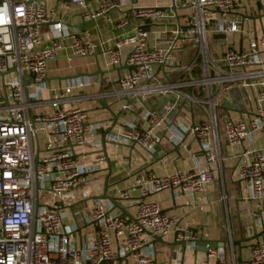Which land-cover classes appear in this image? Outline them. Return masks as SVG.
<instances>
[{
	"label": "built area",
	"instance_id": "obj_1",
	"mask_svg": "<svg viewBox=\"0 0 264 264\" xmlns=\"http://www.w3.org/2000/svg\"><path fill=\"white\" fill-rule=\"evenodd\" d=\"M45 1L0 0V264H158L154 242L167 236L172 237V245H180V251L196 252L198 230L167 215L146 197L162 190L169 191L172 198L193 196L215 180L219 161L215 108L220 90L236 86L251 100L245 119H224L226 143L241 145L256 133L264 137V62L260 57L264 33L252 34L247 48L227 47L212 59L205 49L206 28L241 32L239 24L248 21L246 16L231 17L236 0H170L164 7L130 2L117 26L127 24L129 14L139 21L132 32L94 44L82 33L70 36L61 18H51ZM68 2L84 7L85 19L104 16L118 7L114 0H97L91 9L84 0ZM177 6L186 11L184 25L177 21ZM42 25H47L43 32ZM151 25L165 26V49L149 48L145 27ZM69 36L72 55H91L97 45L107 66L122 67L116 79V92L125 98L120 110L133 113L139 108V124L126 122L118 130H108L93 146L101 147L104 142L137 145L151 154L159 142L156 130L166 123L167 114L180 99L199 105L206 116L205 121L188 127L199 149L192 156L193 166L163 174L135 170L129 186L138 195L130 198L123 211L100 196L88 198L89 211L63 206L62 198L84 176L98 171L106 159L102 152L90 156L74 149L87 143L85 133L90 129L85 111L74 103L78 98L74 88L84 87L89 77H70L57 86H51L47 78V62L64 48L62 39ZM179 41H190L195 56L184 65L175 60L167 65L166 59ZM170 70L175 78L158 79ZM212 85L218 89L213 91ZM154 93H171L172 105L162 112L145 107V96ZM166 129L171 144L182 145L184 134L178 126L169 123ZM236 170L245 184L246 197L264 198V147L242 148ZM40 191L49 194L50 202H40ZM113 198L118 205L129 199L123 190ZM88 199H83L84 205ZM127 208L133 211L127 212ZM65 218L70 222L65 223ZM86 226L91 231L82 234ZM180 251H171L170 264H179ZM202 253L199 264H264L263 241L253 243L247 257L238 260L231 247L228 253L226 247L214 243L205 244Z\"/></svg>",
	"mask_w": 264,
	"mask_h": 264
},
{
	"label": "crops",
	"instance_id": "obj_2",
	"mask_svg": "<svg viewBox=\"0 0 264 264\" xmlns=\"http://www.w3.org/2000/svg\"><path fill=\"white\" fill-rule=\"evenodd\" d=\"M118 7L111 9L94 19L83 18L84 7L70 4L68 0H46L45 7L52 19L61 18L70 36L84 34L94 44L100 39L113 40L132 32L137 22L127 14L128 23L117 26L129 9V3L134 5H157L166 6L170 0H114ZM185 2L186 0H176ZM86 7L91 9L97 0H84ZM264 0H236V7L231 12V17L238 20L246 16L248 21H242L239 26L241 32L220 33L212 26H208L204 33L205 49L209 58H218L227 47L247 48L249 38L252 34L264 33ZM177 21L184 25L186 12L184 9L176 8ZM180 17H185L184 21ZM47 25L40 27L43 32ZM167 35V34H166ZM70 36L62 39L64 48L58 51L57 56L47 62L49 69L47 78L51 86L64 85L69 79L63 77H75L83 73H94L102 70V74L88 76V83L84 87L74 88V94L78 98L75 105L85 111V119L90 129L85 133L87 143L83 146H76L75 151H86L92 156L97 152L105 154L106 159L101 163L98 171L84 176L85 180L96 181L98 191L95 196L106 195L115 197L117 191L123 190L128 194L129 199L119 202L121 207H126L130 198L136 197L138 192L130 188V175L139 168L154 171L158 174L170 173L175 169H189L193 166V155L199 154V149L193 135L188 132L192 123L205 121L206 116L201 107L195 103L180 99L173 104V108L167 114V121L156 130L159 142L155 145L151 154H148L137 145L112 144L104 142L101 147L93 146L101 142L106 131L118 130L126 122L140 123L137 114L138 107L133 113H124V116L117 115L125 98L117 94L116 79L122 73L121 66L109 67L106 65V56L96 45L93 53L86 56H75L71 54L68 47ZM155 40L153 42L155 43ZM46 44V42H44ZM183 48L186 53L182 55ZM195 56V47L190 41L177 42V48L172 52V62L175 60L179 65L188 63ZM69 57V59H67ZM264 62V50L260 53ZM65 59L67 65L63 68L51 67L50 62ZM75 59L74 61H72ZM81 80L83 76H78ZM184 76L180 77L183 78ZM175 78V73L170 70L167 75L160 74L159 80ZM51 83H54L53 85ZM213 91L218 87L212 85ZM236 86H228L219 91L217 106L215 108L216 137L219 161L215 171V180L208 184L203 192L189 195L171 197L169 191L162 190L150 194L146 200L155 201L161 210L167 215L174 216L181 223L193 227L200 233L196 252L184 249L180 251V245H172V237L167 236L154 242L156 249V260L158 264H170L169 256L171 251H180L179 264H199L203 258L205 244L214 243L226 247L228 253L230 247L235 259L246 258L249 247L255 242H264V198L251 199L246 197L245 184L238 178L236 170L237 154L244 147L259 149L264 147V137L256 133L250 140L243 141L241 145H229L226 143L222 124L225 118L245 119L248 116L251 100L244 92L237 95ZM184 91H189L183 88ZM241 90V89H240ZM100 96H97L98 94ZM234 99H242V106L235 104ZM251 99V98H250ZM144 105L147 108L162 112L166 107L171 106L173 95L148 94L145 96ZM132 117L126 120L124 117ZM173 123L183 132L182 145H173L169 141L167 125ZM200 159H202L200 157ZM94 197V196H92ZM63 202V200H62ZM127 208V212H132ZM126 212V211H125ZM91 226H86L81 233L91 231ZM211 264V262H210Z\"/></svg>",
	"mask_w": 264,
	"mask_h": 264
},
{
	"label": "rangeland",
	"instance_id": "obj_3",
	"mask_svg": "<svg viewBox=\"0 0 264 264\" xmlns=\"http://www.w3.org/2000/svg\"><path fill=\"white\" fill-rule=\"evenodd\" d=\"M181 20L184 21L185 17H180ZM146 30V35H147V40H148V46L149 48H156V49H165L167 47V40H166V33H164L165 26L163 25H151L145 27ZM155 40V43L153 45L152 40ZM172 52L166 59V64L171 65L172 63ZM186 53V48H183L182 50V55ZM73 59L72 61H74ZM49 65L51 67L56 66L58 68H63L67 65V62L65 59H59L56 60L55 62H50ZM50 74V72H48ZM52 85L54 83H51ZM240 91L243 92L242 90L237 89V95L240 94ZM235 104L238 106H242V99H234ZM98 191V184L96 181L88 180L81 182L77 187H75L69 195L65 196L62 198L63 200V206H68L72 205L73 210H82V209H87V211L90 210L91 207V200L88 199L89 197L95 196V193ZM38 198L40 202H50L49 194L45 191H40ZM83 199H88L87 200V205H84ZM60 200V199H59ZM65 223L70 222L68 218L64 219Z\"/></svg>",
	"mask_w": 264,
	"mask_h": 264
},
{
	"label": "water",
	"instance_id": "obj_4",
	"mask_svg": "<svg viewBox=\"0 0 264 264\" xmlns=\"http://www.w3.org/2000/svg\"><path fill=\"white\" fill-rule=\"evenodd\" d=\"M262 14H264V9H263V12H262ZM102 70H97V71H95L94 73H83V74H79V75H76L75 77H78V76H93V75H96V74H98V75H100V74H102ZM64 79H67V78H70L69 76L68 77H63ZM138 111L139 110H137L136 112L138 113ZM124 111L123 110H119L118 111V113H117V115L119 114V115H121V116H124ZM126 120H131V116L130 117H124ZM101 198H108V199H110L111 201H113V203L115 204V206L116 207H118V208H120L122 211H123V209H122V207H120L115 201H114V198L113 197H108V196H106V195H101L100 196ZM156 240L158 241V240H160V238H156ZM171 246H172V244H171Z\"/></svg>",
	"mask_w": 264,
	"mask_h": 264
}]
</instances>
